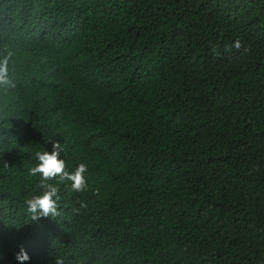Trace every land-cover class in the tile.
<instances>
[{
    "label": "trees",
    "instance_id": "trees-1",
    "mask_svg": "<svg viewBox=\"0 0 264 264\" xmlns=\"http://www.w3.org/2000/svg\"><path fill=\"white\" fill-rule=\"evenodd\" d=\"M5 48L0 264H264V0H0Z\"/></svg>",
    "mask_w": 264,
    "mask_h": 264
},
{
    "label": "clouds",
    "instance_id": "clouds-1",
    "mask_svg": "<svg viewBox=\"0 0 264 264\" xmlns=\"http://www.w3.org/2000/svg\"><path fill=\"white\" fill-rule=\"evenodd\" d=\"M237 50H240L243 45L242 42L237 39L233 45ZM225 50H229L226 46ZM244 51H250L245 48ZM213 52L216 56L220 53L213 48ZM12 52L6 48L0 52V87L10 88L15 87L11 79L9 78V64L12 60ZM63 151L62 145L57 142L53 145V151L51 153L47 151L36 152V159L38 163L31 168L30 173L33 176L39 175L42 177L41 187L44 189L42 195L34 196L26 201L28 212L31 213L34 221H39L41 218L54 217L58 215V201L60 199L58 193L59 188L48 181L57 180L58 183L70 181V188L74 192H84L87 187V173L88 165L86 163H80L74 171H68L66 161L60 159V153ZM82 207H86L83 203ZM16 259L19 264H25L30 260L27 252L21 248L17 253ZM56 264H63L61 260H57Z\"/></svg>",
    "mask_w": 264,
    "mask_h": 264
}]
</instances>
